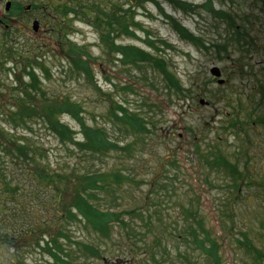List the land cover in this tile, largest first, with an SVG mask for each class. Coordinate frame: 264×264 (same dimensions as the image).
I'll return each mask as SVG.
<instances>
[{
	"label": "rangeland",
	"instance_id": "obj_1",
	"mask_svg": "<svg viewBox=\"0 0 264 264\" xmlns=\"http://www.w3.org/2000/svg\"><path fill=\"white\" fill-rule=\"evenodd\" d=\"M13 1L40 8L9 25L0 22V109L5 112L0 110V135L4 131L15 146L37 145L28 164L36 161L45 180L44 189L32 194L39 187L38 173L25 175V156L17 150L15 155L12 144L6 143L7 151L0 144V264H214L216 257L197 240L209 245L206 236L217 242L218 264H264V256L259 259L240 243L246 233L264 252V0ZM176 1L190 6L184 9ZM2 11L5 0H0ZM96 11L115 12L117 19L125 14L137 24L135 35L109 33L112 25L96 21ZM113 37L115 48L134 45L165 58L182 89L169 86L166 72L150 61L132 63L112 51ZM74 49L84 71L73 68ZM26 61L38 84H31ZM214 66L225 83L211 75ZM26 90L41 99L27 103L34 107L60 106L48 96L69 97L80 106L79 118L61 112L71 140L61 142L43 120L7 116L27 112L20 106L31 102ZM118 104L140 115L148 129L118 120ZM84 123L105 128L110 145L103 154L91 156L80 147L86 143ZM218 156L235 174L217 162ZM113 172L127 180L118 184L111 178L88 192L108 213L123 212L127 226L112 214L111 237L99 236L77 209L73 220L59 225L52 208L61 196L55 178L66 181L57 184L69 205L78 198L77 175ZM44 220L51 224L46 232L61 226L74 241L96 244L100 252H84L61 237L69 259L54 262L39 247L50 233L26 235L32 223Z\"/></svg>",
	"mask_w": 264,
	"mask_h": 264
},
{
	"label": "trees",
	"instance_id": "obj_2",
	"mask_svg": "<svg viewBox=\"0 0 264 264\" xmlns=\"http://www.w3.org/2000/svg\"><path fill=\"white\" fill-rule=\"evenodd\" d=\"M178 5H182L184 9H187L190 5H188L187 3L184 2H175ZM119 9V8H118ZM121 9V8H120ZM65 9H61L60 13L66 15V11H64ZM74 7H71L69 9V12H73ZM75 12V11H74ZM99 15V16H98ZM96 21H101L103 23L104 22H110V24L112 25V29L109 30V33H113L115 34V32H120L121 34L125 33L126 35H135V30L132 29V27L136 26L137 24H135L134 22H132V24L129 23L128 21V17L125 14H121L118 13V19L116 16V13L110 11H96ZM101 17V18H100ZM101 24V23H100ZM61 27V26H60ZM181 29L183 31H186L183 26H181ZM185 36L188 38H191L193 41L196 42H200L201 43V39L198 38L197 36L193 35V34H189V33H185ZM105 38V37H103ZM113 41L111 42L110 47L112 46L113 49L111 48L112 51H121L128 59L130 62L132 63H136V61H140V60H147L150 61L152 64L155 65L156 68H158L159 70H164L166 73V80L168 81V85L169 86H177L178 88L182 89L180 82L178 81V78L176 77L175 74L171 73L170 70H168L167 68V63L165 58L163 57H154L152 54L150 55L149 53L146 54V52L141 51L139 46H134V45H128V46H121L118 45V48H115V42H114V37L112 39ZM70 42V41H68ZM152 42L149 41V46H153L151 44ZM225 46V45H223ZM7 47V46H6ZM140 48V49H139ZM158 49V48H157ZM80 50L82 51V49L80 48ZM74 53L72 54V60L71 63L73 65L74 70L76 71H84V67L85 65H82L80 60L77 59L78 56H81L80 54H77V52L73 51ZM153 58V59H152ZM25 66L28 70L31 71V73H29L28 75L30 77H32L31 80V84H38V81L35 79V70L34 69H29L27 67V61L25 62ZM81 67V68H80ZM87 72V70H86ZM28 87V86H27ZM26 100H31V102H26L27 103H32V101H34V105H37L36 103H39L38 100H41L40 98H37L34 94H32L31 92H29V90H26V95L24 96ZM46 97H44L43 99H45ZM47 99V98H46ZM45 99V100H46ZM48 99L52 101V104H60V106H43V105H38L37 107L31 106L30 104L27 105H20L21 107H23L27 112L22 110V113H19L18 110L17 112H10L9 115H7L9 118L13 119L14 116H16L14 119H16L17 117L22 120V121H29V120H33V119H38V120H43V122H45L48 126V128L54 130L59 138L61 142H65V141H69L71 140V138L69 137V127L67 124L62 122L61 119V112L62 111H66L68 113H71L73 116H77L78 118L80 117V110L81 108H79L80 106L78 104H76L75 102H73L69 97H61L58 96L57 98L48 96ZM47 100V101H49ZM16 101L18 102V99H16ZM36 102V103H35ZM30 105V106H29ZM15 107V105L13 106ZM19 108V106H18ZM1 113L2 115H4V111L2 109ZM22 114V115H21ZM116 118H118V120L121 121H126L128 125H130L133 128H136L137 130H143V129H148L147 125L145 124L144 120L141 119L140 115H138L137 113H129L127 108H125V106L118 104V114L115 116ZM82 119V118H81ZM84 128H85V139H86V143L83 146H80L82 148L89 150V154L91 156L94 155H101L103 154L107 148L106 145H110V143L106 144V139H105V128L101 127V126H90L86 123H84ZM67 131V132H66ZM72 135V133H70ZM3 139H5V143L4 145L2 144ZM6 139H10L5 133L4 131H2V134L0 135V144L3 148L6 149L7 151V144H12L11 150L13 151V153L15 154V151L17 150L19 152V154H23L25 156V166L22 167V171L23 169H25V172L23 171V173L25 175H33L38 173V190H34L32 192V194H36L37 192H39V190L44 189V187L42 186L44 184V180H45V176L43 174L42 169L36 164V161H34L33 164H28V159H32L34 152H38L39 151V147L35 144H33L31 141H29L26 144H22V145H17L15 146V142L13 140H7ZM21 143V142H20ZM32 144V145H29ZM78 143V142H76ZM119 144H118V149H119ZM106 147V148H105ZM37 154V153H36ZM16 155V154H15ZM17 160L18 156H14ZM21 159L23 160L24 158L21 157ZM217 162L219 163H223L224 165H226L228 167L227 171L229 170L230 173L235 174L233 165H231L230 163H228V161L223 158L222 156H218L217 157ZM50 169H52L50 166L47 167V172L50 171ZM228 171V172H229ZM45 173V172H44ZM107 176V177H106ZM57 177V176H55ZM111 178L117 180L118 179V184L123 183L125 180H127V178L125 176H121L120 173H116L113 172L112 175H107V174H97V175H77L75 177V179L80 183V187L79 189L75 190L76 194L78 195V198H76L75 201H72V204L68 205V199H66V192L65 189H60V185H58L57 183H66V181L62 178V176L60 178H55L53 181L55 182L54 185V190H60L61 191V196L56 200L54 206H52V208L54 209V213L58 216V218L60 219L59 225H63V222H68L69 220H73V216H75V214H77L74 209L78 210V213L83 215L84 217V224L85 226L90 227L95 233L99 234V236L102 237H106L109 238L111 237V227L113 221L115 219V217L113 215L118 216V222L121 223L124 226H127L128 223L124 220V218L122 217V213L123 212H119L115 213L112 212L111 214L108 213L109 211L103 210L102 208H100V205L98 204V201H95V199H93V194L94 193H90L88 191H98L99 187H103V185H101L104 181L109 182L111 180ZM4 185L5 187L9 186V182L4 180ZM101 185V186H100ZM9 189L13 190L12 194H15L17 189L10 187ZM35 189V188H34ZM19 193V191H17ZM4 201V200H3ZM0 211H2V208L0 209ZM86 212V213H85ZM113 214V215H112ZM36 221V220H34ZM80 221V219H79ZM50 223L46 220L42 221V222H34L32 223L31 226H29V229L27 230L26 235H31V236H35L37 233V230L43 231L47 234H49L50 236V240L46 239L44 240V244L40 245L39 247L42 248L43 250L45 249L46 252L48 254H50L52 256V258L54 259V262L58 263V262H62V263H67V259H69V253L68 251H64L63 249V243L61 242V237H63V241H68L70 243H74L79 245V247H81L83 249L84 252H89V253H93L96 254L98 252H100L99 246L96 244H92V243H88L82 240H73L70 232L66 231L65 229H62V227H55L54 230H50L49 233L46 232L48 231V229H50ZM261 225L262 228H264V220H261ZM53 227V226H52ZM54 228V227H53ZM202 228V227H201ZM194 230V229H193ZM245 239L241 240V244L242 246L246 247L247 249L250 250V253H255L257 255V257L260 259L264 256V252H262L259 248L255 247V245L252 243V241L249 239L248 235L246 233L243 234ZM20 237L16 236L14 238V240H16V243L18 241ZM208 242L209 245H206L203 241H201L198 237L197 240L200 243L201 248L204 250V252L209 256V257H216V263L214 264H218L219 262V256L217 253V242L216 240H214L213 238H210L209 236L205 237ZM4 239V238H2ZM13 238H10V240ZM6 241H9V238H6ZM5 241V242H6ZM12 241V240H11ZM10 242V241H9ZM244 242V243H242ZM62 252H66L62 253ZM67 258V259H66ZM13 263V262H12ZM17 264V263H14ZM20 264H26L24 262H21Z\"/></svg>",
	"mask_w": 264,
	"mask_h": 264
},
{
	"label": "flooded vegetation",
	"instance_id": "obj_3",
	"mask_svg": "<svg viewBox=\"0 0 264 264\" xmlns=\"http://www.w3.org/2000/svg\"><path fill=\"white\" fill-rule=\"evenodd\" d=\"M9 2L10 3V7L8 10L2 11L0 13V22H5L7 25H9L8 23L11 21V19H17L20 18L21 16H24V12H30V11H36L34 9L36 8H40V6L34 5V4H28L27 7L22 6L21 4H17L15 1L13 0H5V3ZM11 8V9H10ZM44 9L46 7H43ZM11 12L13 15H10Z\"/></svg>",
	"mask_w": 264,
	"mask_h": 264
},
{
	"label": "water",
	"instance_id": "obj_4",
	"mask_svg": "<svg viewBox=\"0 0 264 264\" xmlns=\"http://www.w3.org/2000/svg\"><path fill=\"white\" fill-rule=\"evenodd\" d=\"M34 28H38V23L37 22H35V24H34ZM211 72L214 74V75H220V70L217 68V67H214L212 70H211ZM219 83H223V80L222 79H220L219 80ZM202 102H203V100H202Z\"/></svg>",
	"mask_w": 264,
	"mask_h": 264
}]
</instances>
